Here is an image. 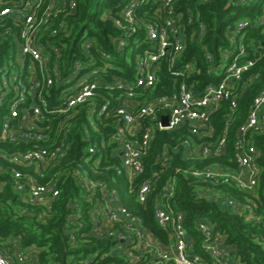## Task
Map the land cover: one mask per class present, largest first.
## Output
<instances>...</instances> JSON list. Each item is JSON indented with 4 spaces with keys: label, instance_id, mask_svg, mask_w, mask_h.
<instances>
[{
    "label": "built area",
    "instance_id": "obj_1",
    "mask_svg": "<svg viewBox=\"0 0 264 264\" xmlns=\"http://www.w3.org/2000/svg\"><path fill=\"white\" fill-rule=\"evenodd\" d=\"M234 3L239 9L253 6L252 0H236ZM77 6V0H0V40L9 41L14 50L10 56L19 62L18 71L12 78L11 71L6 68L7 61L0 65V144L39 143L17 152L0 151V157L25 168H34L35 173L45 175V171L55 165L57 158L69 150L64 141L40 144L48 140L49 126L45 127L46 124L57 115L67 119L78 106L87 105L91 115L96 112L99 118L105 115L116 119V130L110 138L102 141L100 147L92 145L88 148V158L94 160L92 170L98 173L102 168H112L133 183L145 171L144 160L157 128L172 131L189 125L192 132L199 135H214L211 115L224 101L230 103L229 115L233 117L238 107L233 81L240 80L257 60V57L244 59L248 49L243 32L251 25L249 18L236 20L227 31L232 47L222 52L223 63L220 66L225 63L222 80L217 84H208L198 92L188 82L196 70L195 63L190 61L175 68L188 41L185 26L181 24L182 16L177 13L176 0H128L117 15L112 16L120 29L115 38L118 51L132 46L136 60L133 78L115 77L113 80L104 76L114 68L104 59L100 64L91 63L87 69L77 61L72 71L67 73L61 66L64 57L58 35L65 28L63 17L75 13ZM262 7L260 22L264 24ZM199 31L202 38L206 32L204 24L199 26ZM79 38L86 47L94 43V38L87 32ZM255 44L251 43L255 50L264 51V42ZM103 57L106 60L110 58L107 53H103ZM204 58L208 62L209 72H217L213 56L206 47ZM165 62L168 63L174 88L168 94L150 98L146 94L157 85L159 71ZM102 85L122 91L114 110L109 103L97 109L96 99ZM51 88L58 89L59 94L61 91V95L53 98L49 104L46 96ZM165 116L168 117L167 125L162 123ZM66 119L58 124L60 132L65 127ZM147 119L151 123L145 126ZM263 131L264 88L253 99L246 120L237 129L234 142L236 169L212 166L194 174L222 181L232 180L240 189L251 191L260 181L258 160L262 155L253 135ZM112 144H115L113 156H118V159L102 165L104 155L106 159L104 149ZM183 144L187 155L219 156L227 150L228 131L211 143L198 144L187 138ZM155 176L153 174L152 178ZM13 177L16 189L30 203L51 206L60 195L54 182L40 183L31 174L19 169L13 171ZM79 185L82 196L90 202L87 209L88 232L99 238H111L115 242V252L129 257L128 264H239L231 257L223 241L213 239V229L204 221H200L198 226L205 235L203 246L210 259L206 261L193 251L194 240L186 229L185 214L171 204L175 194L174 181L168 182L160 191L154 209L157 224L169 236V242L165 245L144 228L141 218L133 214L117 192L100 179L82 173ZM153 189L151 179L143 180L136 190L138 200L147 201ZM222 202L233 211L248 213L254 218L253 200L242 204L225 196ZM79 211L69 214L67 232H70L71 240L74 239L73 232L83 225ZM256 219H261V216H256ZM18 260L20 264H34L33 257L30 259L29 253L24 251L19 252ZM0 264H13L11 257L2 251ZM81 264H90V260H84Z\"/></svg>",
    "mask_w": 264,
    "mask_h": 264
},
{
    "label": "trees",
    "instance_id": "obj_2",
    "mask_svg": "<svg viewBox=\"0 0 264 264\" xmlns=\"http://www.w3.org/2000/svg\"><path fill=\"white\" fill-rule=\"evenodd\" d=\"M77 1L75 13L63 17L65 28L58 35L63 47L64 58L61 66L64 71H72L71 68L77 61L87 69L91 63L100 64L104 59L114 66L104 75L106 79L133 78L136 71L135 54H132V63L129 65L126 60L127 48L122 52L118 51L115 38L120 29L112 19L128 0ZM235 1L176 0L177 13L182 16L181 24L185 26L188 41L175 68L190 61L195 63L196 70L188 82L198 92L208 84L219 83L224 76L220 65L223 63L222 52L232 47L227 36L229 28L236 20L249 18L251 22L250 27L243 32L248 49L244 59L257 57V60L244 72L240 80L233 81L238 101L233 117L229 115L228 101H224L211 115L214 135H199L192 132L189 125L172 131L157 128L144 160L145 171L131 183L112 168H102L98 173L92 170L94 160L88 158V148L92 145L100 147L102 141L110 138L116 130V119L105 115L99 118L96 112L91 115L89 106L80 105L71 117L66 119L63 115H57L46 124L45 127L49 126L48 140L40 144L50 145L54 141H64L69 150L64 156L57 158L55 165L47 169L45 175L35 173L34 168H25L0 157V251L11 257L13 264L21 263L18 260L21 250L28 252L32 248L36 249L34 264H81L87 259L90 264H128L129 257L115 252V242L111 238H99L88 232L87 209L90 202L82 196L79 185L82 173L100 179L115 190L128 209L141 218L144 228L165 243L169 241L168 233L157 224L154 209L160 191L168 182L174 181L175 194L171 204L174 209L185 214V226L194 240L195 253L200 254L206 261L210 259L203 246L205 235L198 226L200 221H204L212 227L213 239L222 240L228 246L231 257L239 264H264V131L253 135L262 155L258 160L260 181L251 191L240 189L232 180L222 181L194 174L195 171H203L212 166H221L226 170L236 169L234 142L237 129L246 120L253 99L264 88V51L255 50L251 45L252 42L255 45L264 42V24L260 22L263 7L253 3L251 7L244 6L246 8L239 9ZM102 5L109 9L106 13L101 8ZM201 24L206 28L202 38L199 35ZM86 32L94 38V43L88 47L79 38ZM11 46L9 41L0 40V65L10 60ZM204 47L212 54L217 72H209L208 62L204 58ZM103 53H107L110 58L106 60ZM167 65L165 62L160 69L157 85L148 90L149 94L146 95L150 98L168 94L173 90L174 82ZM58 95L60 97L61 91L59 94L58 89L51 88L46 96L50 100L49 104ZM121 95L120 89L100 86L96 99L97 109L102 104L109 103L114 110ZM65 119V127L60 132L58 124ZM150 123L149 119L144 121L145 126ZM225 131H228V145L224 154L208 157L186 154L184 139L190 138L198 144L211 143ZM36 144L39 143L3 142L0 144V151L17 152ZM114 149L115 144L104 149L106 159L104 155L102 165L117 161L118 156H113ZM15 169L31 174L40 183H56L60 191L59 197L51 206L26 201L16 189L13 177ZM153 174H156L155 178H152ZM148 179L154 182V189L147 201L140 202L136 190L139 183ZM225 196L242 204L249 199L253 200L254 218L248 213L233 211L225 205L222 202ZM77 210H81L79 212L83 217V225L73 232L74 239L71 240L70 232H67L68 219L69 214ZM258 215L261 219H256Z\"/></svg>",
    "mask_w": 264,
    "mask_h": 264
},
{
    "label": "rangeland",
    "instance_id": "obj_3",
    "mask_svg": "<svg viewBox=\"0 0 264 264\" xmlns=\"http://www.w3.org/2000/svg\"><path fill=\"white\" fill-rule=\"evenodd\" d=\"M252 2L254 4H258V5L261 4L262 6H264V0H252ZM101 8L105 10V13L109 10V9L106 8V6H103V5L101 6ZM262 33H264V28L262 29ZM133 52H134V48L132 46H129L127 51H126V60H127L128 64L132 63V54H133ZM10 53H11V55H13L14 54V50L11 49ZM224 64L221 66L222 71H223V68H224ZM6 68L11 71V78H12V76L18 71V68H19L18 60L16 58L14 60L13 57H11L10 60H8L7 63H6ZM29 255H30V259H31L32 253H29Z\"/></svg>",
    "mask_w": 264,
    "mask_h": 264
},
{
    "label": "crops",
    "instance_id": "obj_4",
    "mask_svg": "<svg viewBox=\"0 0 264 264\" xmlns=\"http://www.w3.org/2000/svg\"><path fill=\"white\" fill-rule=\"evenodd\" d=\"M154 236H155V235H154ZM155 237H156V236H155ZM156 238H157V237H156ZM157 240H159V241H160L161 243H163L164 245L167 244V243L169 242V241H168L167 243H165V242L161 241V240L158 239V238H157ZM168 240H169V236H168ZM220 242H222V240H220ZM35 250H36L35 248H32L31 250H29V252L32 253V257H33V260H34V261H35Z\"/></svg>",
    "mask_w": 264,
    "mask_h": 264
},
{
    "label": "water",
    "instance_id": "obj_5",
    "mask_svg": "<svg viewBox=\"0 0 264 264\" xmlns=\"http://www.w3.org/2000/svg\"><path fill=\"white\" fill-rule=\"evenodd\" d=\"M227 6H229V5H227ZM163 125H167L168 124V117L167 116H165L164 118H163Z\"/></svg>",
    "mask_w": 264,
    "mask_h": 264
}]
</instances>
